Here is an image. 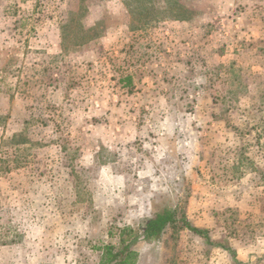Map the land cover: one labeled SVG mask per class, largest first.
Returning a JSON list of instances; mask_svg holds the SVG:
<instances>
[{"label":"rangeland","instance_id":"rangeland-1","mask_svg":"<svg viewBox=\"0 0 264 264\" xmlns=\"http://www.w3.org/2000/svg\"><path fill=\"white\" fill-rule=\"evenodd\" d=\"M131 240L135 264H264V0H0V264Z\"/></svg>","mask_w":264,"mask_h":264},{"label":"trees","instance_id":"trees-1","mask_svg":"<svg viewBox=\"0 0 264 264\" xmlns=\"http://www.w3.org/2000/svg\"><path fill=\"white\" fill-rule=\"evenodd\" d=\"M175 222V211L171 207H163L161 210L155 211L148 219L144 220L143 234L145 239H153L158 237L168 226ZM185 228L203 238L208 245H212L210 237L203 229L193 227L187 221H182ZM134 240L128 243L122 242L118 249L111 246L104 247L101 264H135L137 252L133 249ZM232 259L235 258L234 251L227 249Z\"/></svg>","mask_w":264,"mask_h":264}]
</instances>
